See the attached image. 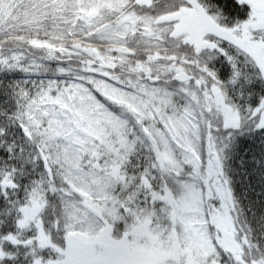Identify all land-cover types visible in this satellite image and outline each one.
<instances>
[{
	"label": "snow or ice",
	"instance_id": "6c2138e0",
	"mask_svg": "<svg viewBox=\"0 0 264 264\" xmlns=\"http://www.w3.org/2000/svg\"><path fill=\"white\" fill-rule=\"evenodd\" d=\"M0 264H264V0H0Z\"/></svg>",
	"mask_w": 264,
	"mask_h": 264
}]
</instances>
